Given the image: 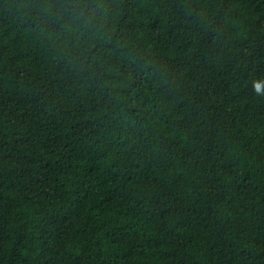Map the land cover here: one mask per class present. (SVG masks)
<instances>
[{"label":"trees","instance_id":"obj_1","mask_svg":"<svg viewBox=\"0 0 264 264\" xmlns=\"http://www.w3.org/2000/svg\"><path fill=\"white\" fill-rule=\"evenodd\" d=\"M0 264H264V0H0Z\"/></svg>","mask_w":264,"mask_h":264}]
</instances>
